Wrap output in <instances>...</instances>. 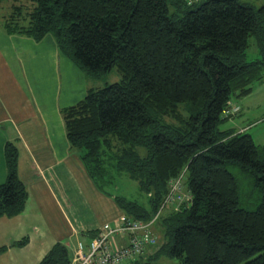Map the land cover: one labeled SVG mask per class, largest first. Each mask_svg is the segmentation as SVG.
I'll use <instances>...</instances> for the list:
<instances>
[{"label":"trees","instance_id":"1","mask_svg":"<svg viewBox=\"0 0 264 264\" xmlns=\"http://www.w3.org/2000/svg\"><path fill=\"white\" fill-rule=\"evenodd\" d=\"M0 31L36 42L52 37L84 77L97 80L116 69L118 82L86 86L84 97L60 115L69 148L81 152L100 191L109 193V174L116 172L148 196L147 206L114 196L128 221L151 223L154 244L129 264H158L162 257L181 264H264V144L247 130L220 129L238 111L232 99L250 95L264 77V4L0 0ZM251 39L254 60L247 59ZM3 153L0 219L19 215L27 199L16 146L6 143ZM227 163L253 175L252 209L242 207ZM178 178L183 199L166 204ZM69 262L68 249L56 243L39 264Z\"/></svg>","mask_w":264,"mask_h":264},{"label":"crops","instance_id":"2","mask_svg":"<svg viewBox=\"0 0 264 264\" xmlns=\"http://www.w3.org/2000/svg\"><path fill=\"white\" fill-rule=\"evenodd\" d=\"M84 83L83 73L60 54L52 37L36 42L0 31V184L9 142L18 150V177L27 189L23 211L0 219V260L39 264L56 243L71 252L77 243L86 246L103 225L121 226L124 214L115 195L98 189L81 152L66 140L60 110L84 97ZM235 113L229 121L241 109ZM23 239L24 245L13 246ZM109 242L117 249L127 234L116 233Z\"/></svg>","mask_w":264,"mask_h":264},{"label":"rangeland","instance_id":"3","mask_svg":"<svg viewBox=\"0 0 264 264\" xmlns=\"http://www.w3.org/2000/svg\"><path fill=\"white\" fill-rule=\"evenodd\" d=\"M241 3L250 4L254 8L260 7L264 4V0H238ZM6 7V6H5ZM7 8V7H6ZM8 10V11H7ZM10 12L7 8L5 13ZM171 14L173 13L170 11ZM258 57V54L255 49V42L253 39L250 40V48L247 51V59L254 60ZM85 85L87 88H103L108 84L118 82L119 75L114 68L109 73L103 75L99 79H91L85 75ZM251 93L245 98H233L232 104H236L239 109H241V115L234 120L226 121L220 126L221 130L226 129H235L247 130L253 138L254 142L258 145L264 144V77L261 82H255L251 85ZM227 169L236 177L238 186H239V195L240 201L243 208L252 209L255 204V200L252 205H249V202H252V195L255 194L253 191L254 177L251 173L243 170L238 164L227 163ZM110 184L106 185V189L109 190L112 194L124 198L128 201H135L142 206L148 205V196L141 192L138 189L136 182L132 181L127 174L125 173H116L111 172L110 174ZM186 179V178H185ZM183 179L184 184L186 185V180ZM183 195V191H180ZM178 203L179 201H175ZM168 205L163 210L162 215L167 214L168 209H174L178 204ZM148 225V228L151 229V223L145 224ZM154 237H157L160 240V235L157 233L156 229H153ZM156 243L157 240H156ZM253 258V257H251ZM0 264H10L6 258L0 260ZM20 264V263H19ZM125 264H129L125 262ZM158 264H181L177 259H167L160 258Z\"/></svg>","mask_w":264,"mask_h":264},{"label":"built area","instance_id":"4","mask_svg":"<svg viewBox=\"0 0 264 264\" xmlns=\"http://www.w3.org/2000/svg\"><path fill=\"white\" fill-rule=\"evenodd\" d=\"M182 184L180 178L173 181L165 200L166 204L174 201H181ZM121 226L117 229L111 228L108 224L103 225L95 237L84 246L77 243L76 247L70 252L69 264H125L131 263L140 254L147 245L154 244V239L148 233V225L128 221L125 216L120 219ZM142 232L143 236L139 237ZM127 234V242L120 245L117 249H113L109 242V238L116 234Z\"/></svg>","mask_w":264,"mask_h":264}]
</instances>
